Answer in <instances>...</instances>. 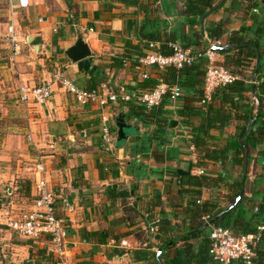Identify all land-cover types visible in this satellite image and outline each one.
Here are the masks:
<instances>
[{
  "label": "crops",
  "instance_id": "0c3cea01",
  "mask_svg": "<svg viewBox=\"0 0 264 264\" xmlns=\"http://www.w3.org/2000/svg\"><path fill=\"white\" fill-rule=\"evenodd\" d=\"M128 1L136 4L44 0L21 9L15 0H0V264H217L204 252L199 255L200 244L208 237L205 227L200 231L205 238L184 240L189 233L197 234L201 223L191 210L190 196L180 193L193 183L179 179L188 175L210 181L199 201L211 209L228 208L231 222L236 220L240 228L264 216V140L249 148L242 168L237 134L245 125L242 109L252 107L255 94L241 99L239 109L216 100L208 113L203 112L211 121L223 120L228 113L234 116L222 128L213 122L207 133L206 149L224 153V159L215 162L202 159L192 144L193 129L206 125V120L193 119L186 108L198 110L199 103L185 97L176 103L167 99L166 117L176 126L168 124L155 137L154 127L144 123L145 113L136 103L81 106L57 81L62 76L78 89L117 95L148 91L162 81L163 72L140 66L137 60L149 52L150 43L159 49V42L143 38L158 32L193 52L229 37L247 43L235 72L242 73L243 79L238 77L248 87L264 83V0H211L214 10L204 18L188 14L184 0ZM20 14L26 21L20 23ZM219 23L222 34L214 40L210 31ZM9 26L15 44L8 39ZM79 36L91 56L71 63L64 51ZM227 48L224 44L215 53L216 65L231 59L233 53L222 52ZM41 84H50L53 91L46 105L20 103L21 86ZM182 111L191 124H182ZM260 113L264 126V95ZM121 114L128 128L119 141ZM104 127L110 132L108 144L102 140ZM34 150L39 155L33 164ZM38 162L56 195V213L66 222L63 258L51 251L47 239L24 238L6 227L9 216L32 205L26 200L36 195L38 176L33 168ZM236 183L242 185L241 199L230 204V186ZM150 227L156 232L150 233Z\"/></svg>",
  "mask_w": 264,
  "mask_h": 264
},
{
  "label": "built area",
  "instance_id": "2783aa9c",
  "mask_svg": "<svg viewBox=\"0 0 264 264\" xmlns=\"http://www.w3.org/2000/svg\"><path fill=\"white\" fill-rule=\"evenodd\" d=\"M15 1L19 8L28 9L31 3L38 5L44 0ZM39 22L42 23L43 19L40 18ZM8 33V39L15 44V34L12 26H9ZM223 46L224 44L221 41H216L204 52L193 53L192 51L184 50L180 44L171 43L169 44L171 54L164 56L158 52L155 44L150 43L148 46L149 52L137 61L143 67H157L160 70L172 67L180 70L185 66H191L198 59L205 58L207 68L203 98L200 101V105L205 106L211 102L216 89L232 85L239 79L238 76L233 75L227 69L215 64V53ZM57 81L65 92L72 95L76 103L81 106L98 104L104 107L108 103L116 104L118 100H121V102L136 103L143 109L145 114H148L158 108L165 98L170 99L173 103L182 98V91L177 85H168L163 81L148 91L132 95H117L112 92L103 93L97 89H78L73 81L62 76H58ZM52 93L50 84H41L33 87L21 86L19 88V101L25 105L42 107L46 105ZM251 105L255 114L260 108V100L257 96H252ZM102 140L106 144L110 142V132L107 127L102 130ZM33 173L38 176L35 183L36 195L33 203L28 210L9 216L6 227L13 234L24 238L34 240L47 239L51 245V251L58 257L63 258L67 250L66 222L56 213V195L48 186L46 169L43 163L38 162L33 168ZM198 174H202V172H198ZM202 220L209 228V254L214 262L217 264H231L235 261H241L242 264H253L255 248L264 233V224L257 227L255 234L234 236L229 229L213 226L209 222L208 217H203ZM149 231L150 233H155L156 229L155 227H150ZM160 254L158 251V257Z\"/></svg>",
  "mask_w": 264,
  "mask_h": 264
},
{
  "label": "trees",
  "instance_id": "16d2710c",
  "mask_svg": "<svg viewBox=\"0 0 264 264\" xmlns=\"http://www.w3.org/2000/svg\"><path fill=\"white\" fill-rule=\"evenodd\" d=\"M120 2L127 4L131 2V4H136L133 1L128 0H119ZM186 4V12L190 15L199 16L201 18L206 17L211 11L214 10L211 4V0H184ZM220 23L210 31V36L214 38V40H218L222 34ZM161 34L158 32L156 33H149L148 35H144L143 38L149 42H159L161 46L158 49V52L164 56H169L171 54V50L169 48V44L175 43L171 38L163 39L160 37ZM148 42V43H149ZM223 43L228 46L227 50L222 51L223 53H233L231 55L230 60L224 61L221 65L223 68L230 71L233 75L240 76L241 79H243L242 73H236L235 67L239 64L240 56L245 53V46L247 43L239 44L235 42V39L233 37H229L226 39V41H223ZM181 47L184 50H187L186 46ZM250 50V54L254 56V49L251 47L248 49ZM205 51V50H204ZM202 51V52H204ZM193 52V51H192ZM201 52V51H198ZM253 52V53H252ZM196 53V52H193ZM249 53V52H247ZM144 56V55H143ZM240 64L239 66H241ZM207 61L205 58L198 59L196 62H194L191 66H185L184 68L180 70H176L174 68H167L165 70H162L163 74H161V80L165 82L168 85H177L180 90L182 91V97L187 98L188 100L194 101L195 103H199L200 109L193 110V108H186V110H190L193 114V119H202L203 112H209V106L211 105V102L220 100L222 104H227L229 108H240L241 102L246 98L245 96L249 93L251 95L255 94L260 100V97L264 95V83H258V85H252L247 86L243 80L239 79L238 81L234 82L232 85L221 87L216 89L214 92L211 102L205 106L200 105V101L203 98V90H204V80H205V74H206V67ZM218 66V65H217ZM230 66V67H229ZM157 68V67H154ZM159 69V68H157ZM160 70V69H159ZM257 81V80H256ZM254 88V92L252 91ZM236 98V100H235ZM168 98H165L162 102V104L156 108L155 110H152L148 114H143L145 117L144 123L153 126V134L155 137H158V135L163 134V130L168 126L169 120L166 117L167 111L165 110V107L168 106L167 100ZM244 116L240 117L241 120L244 122V126L237 129V134L239 136V139L241 141V153L243 154L242 159L240 160V164L242 165V168L246 162V156L248 153L249 148L253 146H257L260 144L261 141L264 140V126H261L260 124L263 122L261 120V113L260 108L257 110V112L254 114L252 107H246V109H242ZM229 112V111H228ZM180 117H182V124L189 125L191 124V118L182 111L180 113ZM234 116H230L229 113L226 114L225 119L221 120L218 118H214L213 121L211 119L204 118L206 120V125H201L199 127H195L193 129V136H192V144L194 145L197 153L199 156L202 157V159L209 160V161H220L224 159V153L222 151H209L206 149L205 144L207 143V133L208 131L212 130L214 128V123L218 124L217 128H222L228 122L232 119ZM237 117V116H236ZM196 120V119H195ZM253 124V125H252ZM255 126V129H253ZM78 171V169H77ZM179 179L184 180L187 179L188 181H192V185L189 182V189H186L180 193L189 195V201H192L193 208L191 209L195 215L200 219L199 227L195 228V230H198L196 233H189L188 235L184 236V240H189L191 238H196L204 235H201L202 233L201 228L205 227V231L208 230V237L203 239L204 241L200 244V252L199 255H201L204 252V255L212 261V258L209 254L210 249V240H209V228L206 226L204 221L202 220L203 217H208L209 222L212 223L215 227H223L226 229H229L234 236H242V235H251L256 233V229L258 226L264 224V216H260V218H256L252 222H247V224H243V227L240 228V225H238L237 221L231 222L232 217V211L227 210L228 208H225L223 210L211 209L209 205L203 204L199 201L200 197L202 195V189L208 188L210 181L203 177H196L188 175L186 178L179 177ZM230 190H233L231 195V198L229 199V203L232 204V202L235 199H241V192H242V185L239 183L233 184L230 186ZM191 195H194L191 197ZM231 208V207H230ZM232 210V209H231ZM264 210V209H263ZM222 214V215H221ZM221 215V217H218ZM259 217V215H258ZM187 249L190 248V246H186ZM231 264H242L241 261H235ZM253 264H264V233L261 236L260 242L258 243L257 247L255 248V257L253 258Z\"/></svg>",
  "mask_w": 264,
  "mask_h": 264
},
{
  "label": "water",
  "instance_id": "95a60500",
  "mask_svg": "<svg viewBox=\"0 0 264 264\" xmlns=\"http://www.w3.org/2000/svg\"><path fill=\"white\" fill-rule=\"evenodd\" d=\"M64 55L71 63H78L91 56V51L82 37H78L75 43L64 51ZM170 126H176L174 121L169 122ZM128 128V125L124 121V115L121 114L117 119V140L121 141L125 138L124 129ZM178 175H184L182 171L177 172Z\"/></svg>",
  "mask_w": 264,
  "mask_h": 264
},
{
  "label": "rangeland",
  "instance_id": "374dc122",
  "mask_svg": "<svg viewBox=\"0 0 264 264\" xmlns=\"http://www.w3.org/2000/svg\"><path fill=\"white\" fill-rule=\"evenodd\" d=\"M2 6H4L5 7V9H3V10H6V7H7V5L5 6L4 5V3L2 2ZM4 15H6L5 13H4ZM18 18H19V21H20V23H22L23 21H26V19H27V17L24 15V14H20L19 16H18ZM8 19V18H7ZM126 122H130V125H131V121H130V118H129V116H126ZM133 128V127H132ZM132 128H129V129H132ZM127 129V128H126ZM125 130V133L126 134H129L130 133V130ZM33 156H34V161L32 162L33 164L35 163V161H36V159H38V156L37 155H39L38 153H37V151L36 150H34L33 151ZM32 197L31 198H29V199H27L26 201L28 202L27 203V205H31L32 204Z\"/></svg>",
  "mask_w": 264,
  "mask_h": 264
}]
</instances>
